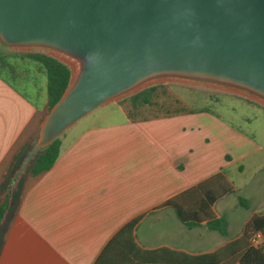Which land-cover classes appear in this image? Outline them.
I'll list each match as a JSON object with an SVG mask.
<instances>
[{
	"label": "crops",
	"instance_id": "crops-1",
	"mask_svg": "<svg viewBox=\"0 0 264 264\" xmlns=\"http://www.w3.org/2000/svg\"><path fill=\"white\" fill-rule=\"evenodd\" d=\"M27 52L0 50V193L13 153L33 145L47 102L46 73ZM111 103L122 117L89 113L82 119L93 122L62 134L48 171L17 178L0 225V264H241L249 241L240 238L264 215V199L233 198L240 185L231 169H264V128L255 130L260 144L177 98L170 109L151 108L153 100L134 108L127 96L100 107ZM254 106L264 117V105ZM217 174L233 185L213 204L223 232L207 220L184 222L170 204Z\"/></svg>",
	"mask_w": 264,
	"mask_h": 264
},
{
	"label": "water",
	"instance_id": "water-1",
	"mask_svg": "<svg viewBox=\"0 0 264 264\" xmlns=\"http://www.w3.org/2000/svg\"><path fill=\"white\" fill-rule=\"evenodd\" d=\"M0 42L52 50L72 73L12 183L79 120L154 78L216 82L264 105V0H0Z\"/></svg>",
	"mask_w": 264,
	"mask_h": 264
},
{
	"label": "trees",
	"instance_id": "trees-1",
	"mask_svg": "<svg viewBox=\"0 0 264 264\" xmlns=\"http://www.w3.org/2000/svg\"><path fill=\"white\" fill-rule=\"evenodd\" d=\"M26 56L40 62L47 76V102L42 112L43 121L68 89L72 76L71 69L67 64L45 52H27ZM5 59L6 56L0 55V68L5 65ZM157 88L158 85H152L127 98L131 101L134 108L150 104ZM31 147V141L20 146L13 153L5 170L4 180L7 181V185L4 191L0 193V225L12 203V193L16 185V183H12V180L16 174V170L21 166L25 155ZM60 147L61 140L59 137L47 148L40 150L35 155L29 163L27 170L21 173L18 179L25 175L31 178L37 177L48 171L58 159ZM232 190L233 185L226 181L223 175L217 174L210 180L184 191L171 200L170 204L175 208L178 216L184 222L190 224L207 220L210 228L223 232L226 228V222L224 219L215 216L213 204L224 193ZM258 232L264 237V215L253 217L245 227V232L239 242L248 243L249 241V247L241 258V264H264V241L256 247L250 245L252 236Z\"/></svg>",
	"mask_w": 264,
	"mask_h": 264
},
{
	"label": "rangeland",
	"instance_id": "rangeland-1",
	"mask_svg": "<svg viewBox=\"0 0 264 264\" xmlns=\"http://www.w3.org/2000/svg\"><path fill=\"white\" fill-rule=\"evenodd\" d=\"M0 50L4 52L28 51L27 48L8 47L1 42ZM30 51L45 52L47 54L54 52L43 48H32ZM149 83L158 85L153 97L154 103H152L157 104V106L152 105L151 108L156 109L159 108L158 106H161L163 109H170L174 107L172 104L175 98L197 109L208 108L221 115L225 122L227 121L235 126L241 127L244 132L255 133V135L252 136L254 141L262 144L255 130H262L264 128V117L259 112L258 107L254 106L255 104H261L256 100L260 98L255 95L232 86L196 79L158 77L152 79ZM114 108H117V105L111 103L104 107H98L92 111L94 113H91L95 115L99 113L104 114L106 115L105 118H108V115L122 117L118 111L112 112ZM152 110L153 109H150V111ZM95 115H90L87 119H81L84 121L79 120L81 122L80 124H88L91 120L93 122ZM108 119H106L105 122L109 121ZM244 119H250L251 121H246L244 123ZM231 173L233 174L236 184L240 185V191L237 192L233 198H237L238 196L251 197L252 201L253 199L256 200L253 202V205L264 199V169L256 171L247 170L244 174H241L237 167H235L231 169ZM250 182H254L256 184L255 187L251 186ZM6 185L7 181L4 183V186Z\"/></svg>",
	"mask_w": 264,
	"mask_h": 264
},
{
	"label": "built area",
	"instance_id": "built-area-1",
	"mask_svg": "<svg viewBox=\"0 0 264 264\" xmlns=\"http://www.w3.org/2000/svg\"><path fill=\"white\" fill-rule=\"evenodd\" d=\"M264 241V237L261 233H256L254 236H252L251 238V243L254 245V246H259L263 243Z\"/></svg>",
	"mask_w": 264,
	"mask_h": 264
}]
</instances>
